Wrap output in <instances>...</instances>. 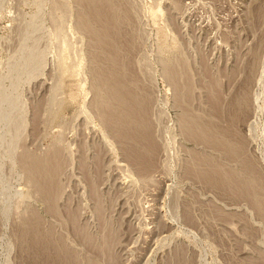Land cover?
Returning <instances> with one entry per match:
<instances>
[{
  "label": "rangeland",
  "instance_id": "obj_1",
  "mask_svg": "<svg viewBox=\"0 0 264 264\" xmlns=\"http://www.w3.org/2000/svg\"><path fill=\"white\" fill-rule=\"evenodd\" d=\"M84 1L0 0V264H32V229L55 264H264V0L106 2L113 51ZM243 86L228 158L192 129L225 125L210 99ZM119 87L147 104L151 170L107 124ZM209 170L252 204L207 185Z\"/></svg>",
  "mask_w": 264,
  "mask_h": 264
},
{
  "label": "bare ground",
  "instance_id": "obj_2",
  "mask_svg": "<svg viewBox=\"0 0 264 264\" xmlns=\"http://www.w3.org/2000/svg\"><path fill=\"white\" fill-rule=\"evenodd\" d=\"M86 1H87V3L90 2V3H88V5L89 4L90 5L88 7L89 9L87 8L88 9L87 13L89 11L88 14L93 19V21H95L94 23H96V24L98 23L101 26L100 28H102L101 29L102 32L100 31V34L103 33L104 38H105V42H104L105 48L104 49H106L108 51L116 50V48L114 47L113 41L111 40L112 41L111 42L109 39H111L113 32L118 28L119 24L116 21L117 18L114 16L116 14L115 13L112 14L111 9H110V11H108L109 7L107 6L108 8H106L104 6V5H106L104 3H106V2H116V1L115 0H110V1L109 0H86ZM83 2H85V1L83 0ZM89 15H87V16L89 17ZM101 36H102V34H101ZM101 36H100V38H101ZM104 46L102 44L100 48H102ZM124 82H122V83H124ZM117 85L119 86V84H117ZM247 85L248 84L244 85V86H246V90H247ZM120 86H122V85H120ZM244 86H243V89H244ZM115 87L116 86H113V88H115ZM113 90H115V89H113ZM118 90H122V91L115 93V96L117 98L116 102H118L117 100H119L118 104H116L118 107H116V108L112 107L113 110H109V109H108L109 111L106 110L108 113V114H105V115H107L106 116V119L108 120L107 124L110 127V129H112V131H114L117 134V137H119L121 139V140L120 139L119 140L123 142L122 143V145H123L122 149L124 148L123 150L125 152V154H124L126 156L125 158H127L134 165L141 166L140 167L141 170H142V168H145L146 170H151L154 167L153 162H154V158L157 155V145H156L154 139H152V133L150 131L151 129H149V131H148L146 125H144V123H143V121L144 122L147 121L144 119V117L147 116V114H146L147 113V106H146L147 104L143 105L142 103H140V100H138V96H135L134 94L132 95V93H131L132 91L128 92L129 89L124 90L123 87H119ZM246 90L245 89L243 91L240 90L241 91V92L239 91L240 93L237 92V95H235L234 98H231L230 101H228L225 105L224 104L222 105L219 97L215 96L214 98H211L210 99V107H211L212 111L214 112V114L216 115L218 120L219 119L221 121L223 120V122H225L226 124L223 126H219L217 124L218 121H217V123L216 122L213 123L214 121L211 122V121L207 120L208 123L211 122V123H209V125H211V127H212L211 129H213V131L210 129L212 131V133H210L208 131V128L210 126L208 125L209 126L208 128L205 127L204 126L205 124L202 123L203 121H200L201 120V118H200L198 120L203 124V126L205 128H203V130H200L201 128L199 129L198 127H197L198 130H196V128L192 129L193 130V132H192L193 137L198 138V139H202V141H204L205 143L207 142L208 145H211V146L214 145L215 148H213V150H215V149L217 151L223 150L224 153L226 152V156L228 155L227 156L228 158H229V155H231L230 158L232 156L237 157L238 155H241L242 153L240 154V150H241L242 146H240V145L237 146V144L239 142L238 143L236 142L238 140L236 137V133H238L237 128L244 124V122L246 121V119L248 117V113H249L248 107H247L248 100L246 99V96H247ZM216 95H217V93H216ZM109 96H111V95H109ZM139 99H142V98L140 97ZM142 101L143 100H141V102ZM145 103H147V102H145ZM139 122H141L143 125H141V123H139ZM194 122L195 121L191 122V124ZM197 122H195V123H197ZM208 123H206V124H208ZM185 124H188V123H185ZM195 125L193 124V126H195ZM198 126H200V125H198ZM186 127H188V126H186ZM206 128H207V130H206ZM238 129H240V128H238ZM212 135H216L217 137H220V136L223 137V141H226L227 143L225 142L223 144H220V142L218 141L219 140L218 138H217L218 140L215 138L216 143L213 142L212 141L213 139L211 138ZM194 140H196V139H194ZM221 140L222 139H220V141ZM233 144L236 145V147H234ZM228 145L230 147L232 146L234 148L233 153H228V152H230L227 149V148H229ZM232 147L230 149L233 150ZM142 160H145V161L148 160V161L145 162V164H143ZM207 161H208V159H207ZM209 161L211 163L208 162V164L212 165L213 160H209ZM36 163H37V161H36ZM49 163H52V162L49 161ZM242 163H245V162H242ZM35 164H33L35 167H36V165H39V163L36 165ZM39 166L37 167V169L39 168ZM50 166H51V164H50ZM35 167L32 166V168H34V169H35ZM52 168H51V170L54 171L55 169L53 170ZM246 168L249 169L247 167V165H246ZM40 169H41V167H40ZM39 170H37V171H39ZM35 172H36V170H35ZM206 172H208V174H206L205 178H203V179L207 183V185L211 186L212 188L214 187L218 190H221V192H224L227 195H229V194L233 195L235 198H247V201L251 200L249 191H247V189H249V187L245 188L244 185H242L240 182L238 183L237 180L234 178H230L231 181L226 182L225 179H226V176H228V175L221 173L219 170H209ZM43 191L48 196H50V194L52 193L51 189L49 188V182L47 181V179H46V182L43 184ZM262 202H263L262 205L264 207V201H262ZM249 203H251V202L249 201ZM27 234L28 235L24 236V244L26 245V250L30 253V256H31L30 259L32 258L31 260H33V261H31L32 264H55L56 262H59V260L61 258L58 254H56L55 252L53 253L51 251L52 244H51L50 239L48 237L39 234L37 232V230H35V229H32L30 232L27 231ZM67 256H68V254L64 257L67 258Z\"/></svg>",
  "mask_w": 264,
  "mask_h": 264
}]
</instances>
